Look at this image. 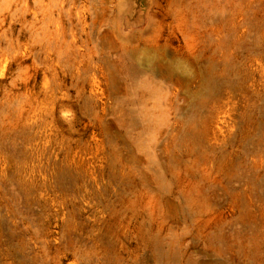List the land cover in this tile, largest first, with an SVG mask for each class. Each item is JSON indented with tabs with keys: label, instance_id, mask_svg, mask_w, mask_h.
<instances>
[{
	"label": "rangeland",
	"instance_id": "rangeland-1",
	"mask_svg": "<svg viewBox=\"0 0 264 264\" xmlns=\"http://www.w3.org/2000/svg\"><path fill=\"white\" fill-rule=\"evenodd\" d=\"M0 264H264V0H0Z\"/></svg>",
	"mask_w": 264,
	"mask_h": 264
},
{
	"label": "bare ground",
	"instance_id": "bare-ground-1",
	"mask_svg": "<svg viewBox=\"0 0 264 264\" xmlns=\"http://www.w3.org/2000/svg\"><path fill=\"white\" fill-rule=\"evenodd\" d=\"M107 2V1H106ZM99 5V4H98ZM93 7V6H92ZM104 10H105V8H104ZM95 17V16H94Z\"/></svg>",
	"mask_w": 264,
	"mask_h": 264
}]
</instances>
